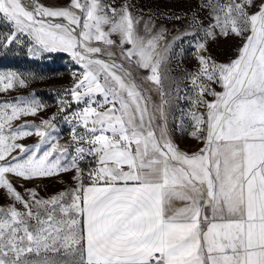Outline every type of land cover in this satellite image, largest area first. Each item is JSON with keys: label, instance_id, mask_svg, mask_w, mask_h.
I'll return each mask as SVG.
<instances>
[{"label": "snow or ice", "instance_id": "obj_1", "mask_svg": "<svg viewBox=\"0 0 264 264\" xmlns=\"http://www.w3.org/2000/svg\"><path fill=\"white\" fill-rule=\"evenodd\" d=\"M130 7L70 0L66 8L36 5L28 10L21 0H0V14L13 28L0 38V48L24 44L27 37L33 56L66 52L82 66L69 92L72 102L85 106L64 119L86 130L78 134L72 128L75 147L69 155L70 146H60L53 132L42 130H55V114L40 126L11 128L19 116L36 115L42 102L32 98L0 104V188L27 210L0 209V264H34L27 253L61 248L75 252L74 264H264V0L206 5L217 13L206 37L219 29L225 36L244 37V42L229 64L199 57L193 86L199 89L197 102L207 108V117L193 113L191 135L205 147L191 156L171 142L166 127L154 128L148 97L130 74L115 61L97 58L102 48L93 42L113 45L110 37L118 34L122 55L138 57L140 66L150 70L148 79L160 83V60L152 56L159 37L145 41L135 33L138 21ZM196 46L205 48L203 42ZM107 55L111 59L112 54ZM204 78L224 91L211 90ZM15 85L26 86V81L15 72L0 73V91ZM205 93L215 100L205 101ZM59 105L61 113L71 107L67 98ZM33 132L41 138L34 146L15 142ZM42 145L47 147L42 150ZM16 149L21 154L7 159ZM86 156L97 162L88 186L79 167ZM69 170L76 172L77 187L48 199L28 189L30 199L25 200L11 179ZM174 199L185 201V206L172 209ZM30 220L35 224L29 225ZM36 264L55 262L45 258Z\"/></svg>", "mask_w": 264, "mask_h": 264}, {"label": "rangeland", "instance_id": "obj_2", "mask_svg": "<svg viewBox=\"0 0 264 264\" xmlns=\"http://www.w3.org/2000/svg\"><path fill=\"white\" fill-rule=\"evenodd\" d=\"M41 5L50 8H66L70 0H36ZM28 10H32L34 5L32 0H21ZM228 0H103V3L112 7H120L128 4L131 7V15L138 21L134 25L135 33L145 41L159 37L155 41V49L152 52L153 60L159 59L160 65L158 75L160 83L149 80L150 70L140 66L138 57L126 59L121 53L120 37L112 34L110 37L115 43L104 45L100 42H93V46L102 48V53L97 58L111 59L117 65L130 74L132 81L142 90V94L148 97L149 111L154 114L152 121L154 128L164 126L167 128L168 138L179 148V151L189 156L190 152L199 151L205 147L202 139H197L191 135L195 131L193 113L203 114L207 117V108L202 103L197 102L199 89L193 86V76L199 72L201 65L199 57L209 59V63L229 64L238 58L240 48L244 42V37L235 34L223 35L219 29L215 30L214 36H205V30L215 22L213 10L206 7L207 4L224 5ZM260 0H256L259 4ZM251 11H256L255 8ZM77 14L79 12L77 11ZM111 14V13H109ZM221 16L223 13H219ZM52 22L66 24L64 18H51ZM107 29V26H105ZM13 31L12 25L6 22L0 14V38ZM250 33H246L248 35ZM24 44L13 42L6 49L0 48V73L15 72L25 79L26 86L15 85L13 89L0 91V104L5 102L15 103L18 100H29L35 98L42 102L44 107L36 115H21L10 122L11 128L16 129L24 124L40 126L43 120H49L55 114V119L51 123L55 126L44 128V131H51L58 140L60 146H70L69 155L74 154L75 144L71 141L72 128L76 127L78 134L85 133V128L65 121V115L82 109L85 104H76L71 101L69 90L73 87L74 72L79 74L83 71L81 65L72 59L69 53L55 52L43 53L33 56L29 52L32 43L24 38ZM203 42L205 48L200 50L197 44ZM130 45L124 44L127 49ZM116 54V55H115ZM117 56V57H115ZM134 69L136 75L131 73ZM117 74H121L117 71ZM137 76V77H136ZM203 83L211 90L221 93L222 86L216 82L208 81L204 78ZM126 95V93H125ZM67 98L71 107L66 112H59V101ZM96 99H102L97 95ZM203 99L208 102L215 100V97L207 93ZM96 106L95 104L93 105ZM107 107V106H106ZM100 109H98L99 111ZM4 111L0 107V112ZM8 114L11 110L8 109ZM8 123H5L7 134ZM40 137L33 134L15 141L16 143L32 147L40 141ZM188 145L186 148L185 146ZM47 145H42L43 148ZM181 149V150H180ZM188 152V153H187ZM20 150H14L7 159L20 155ZM97 166L94 156H86L79 161V167L83 172L81 181L85 186L90 185L89 173ZM75 170L61 172L50 177L33 178L24 180L11 176L14 186L25 200L30 199L28 189H33L38 198L48 199L61 192H67L77 187L74 179ZM10 207H15L20 212H26L22 203L15 202L6 190L0 188V209L7 211ZM35 211V208H33ZM43 211V209H41ZM2 218V217H0ZM19 219V218H18ZM29 225H34L35 221L30 220ZM29 259L34 264L45 258L52 260L55 264H74L78 260L75 252L61 248L57 252L41 251L37 253H27Z\"/></svg>", "mask_w": 264, "mask_h": 264}, {"label": "crops", "instance_id": "obj_3", "mask_svg": "<svg viewBox=\"0 0 264 264\" xmlns=\"http://www.w3.org/2000/svg\"><path fill=\"white\" fill-rule=\"evenodd\" d=\"M178 150H179V148H178ZM181 150V149H180ZM199 151H195V152H190V154H195V153H198ZM188 153V152H187ZM125 169H126V166H125ZM185 201H181V200H179V199H174L172 202H171V208L172 209H180V208H182V207H184L185 206ZM171 214V213H170ZM205 214H207L210 218H211V215H212V213H211V211L209 210V209H207V208H205Z\"/></svg>", "mask_w": 264, "mask_h": 264}, {"label": "trees", "instance_id": "obj_4", "mask_svg": "<svg viewBox=\"0 0 264 264\" xmlns=\"http://www.w3.org/2000/svg\"><path fill=\"white\" fill-rule=\"evenodd\" d=\"M32 2H33V4L34 5H41L38 1H36V0H32ZM57 21H59V20H57ZM57 21H55V23L57 22ZM116 55V54H115ZM115 57H117V56H115ZM100 59H104V60H106V62H109V63H111L113 60L112 59H105V58H100ZM131 73L132 74H134V75H136V72H135V70L133 69L132 70V68H131ZM137 77V76H136Z\"/></svg>", "mask_w": 264, "mask_h": 264}, {"label": "bare ground", "instance_id": "obj_5", "mask_svg": "<svg viewBox=\"0 0 264 264\" xmlns=\"http://www.w3.org/2000/svg\"><path fill=\"white\" fill-rule=\"evenodd\" d=\"M74 73H75V72H74ZM74 73H73V74H74ZM184 146H185V145H184ZM185 147L187 148V147H188V145H186Z\"/></svg>", "mask_w": 264, "mask_h": 264}, {"label": "built area", "instance_id": "obj_6", "mask_svg": "<svg viewBox=\"0 0 264 264\" xmlns=\"http://www.w3.org/2000/svg\"><path fill=\"white\" fill-rule=\"evenodd\" d=\"M106 135H111L110 133H106Z\"/></svg>", "mask_w": 264, "mask_h": 264}]
</instances>
